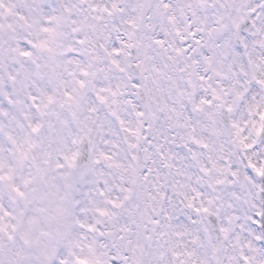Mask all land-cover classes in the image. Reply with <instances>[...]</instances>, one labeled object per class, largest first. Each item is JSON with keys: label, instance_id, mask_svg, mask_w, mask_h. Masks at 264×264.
Listing matches in <instances>:
<instances>
[{"label": "snow or ice", "instance_id": "obj_1", "mask_svg": "<svg viewBox=\"0 0 264 264\" xmlns=\"http://www.w3.org/2000/svg\"><path fill=\"white\" fill-rule=\"evenodd\" d=\"M0 264H264V0H0Z\"/></svg>", "mask_w": 264, "mask_h": 264}]
</instances>
